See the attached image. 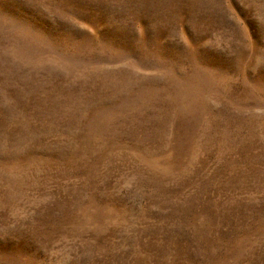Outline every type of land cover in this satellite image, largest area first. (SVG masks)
Returning <instances> with one entry per match:
<instances>
[{
	"label": "rangeland",
	"instance_id": "1",
	"mask_svg": "<svg viewBox=\"0 0 264 264\" xmlns=\"http://www.w3.org/2000/svg\"><path fill=\"white\" fill-rule=\"evenodd\" d=\"M0 264H264V0H0Z\"/></svg>",
	"mask_w": 264,
	"mask_h": 264
}]
</instances>
